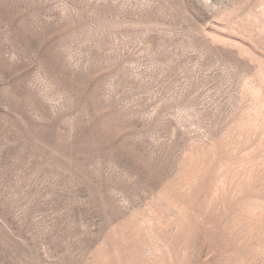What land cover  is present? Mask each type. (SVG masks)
<instances>
[{
	"label": "rangeland",
	"instance_id": "obj_1",
	"mask_svg": "<svg viewBox=\"0 0 264 264\" xmlns=\"http://www.w3.org/2000/svg\"><path fill=\"white\" fill-rule=\"evenodd\" d=\"M0 264H264V0H0Z\"/></svg>",
	"mask_w": 264,
	"mask_h": 264
}]
</instances>
